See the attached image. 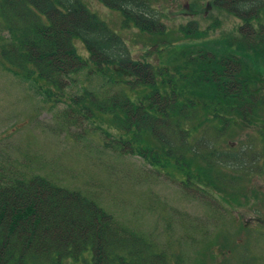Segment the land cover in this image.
Here are the masks:
<instances>
[{"label": "trees", "instance_id": "obj_1", "mask_svg": "<svg viewBox=\"0 0 264 264\" xmlns=\"http://www.w3.org/2000/svg\"><path fill=\"white\" fill-rule=\"evenodd\" d=\"M98 1L121 14L125 29L164 33L160 14L149 0ZM214 5L242 23L239 37L225 41L240 54L238 59L186 47L201 61L189 60L184 69L176 68V75H168L163 65L134 60L119 34L81 0H0V26L8 35L0 59L24 79L44 82L49 98L52 90L63 91L84 69L119 86L122 90L110 97L84 92L74 102L93 124L98 120L114 126L116 134L101 128L113 137L105 148L140 157L156 175L169 176L185 191L204 194L209 189L230 198L227 181L232 177L224 168L241 170L247 150L229 153L220 145L246 128L248 116L259 117L255 112L261 88L256 81H244L243 73L263 56L264 29L257 24V31L254 22L264 0H216ZM77 41L88 59L77 52ZM212 214L208 230L198 236L195 224L187 227L196 243L210 236L218 239L219 234H210L220 214ZM221 247L227 250L229 245ZM181 257L123 227L78 190L39 176L0 180V264H180Z\"/></svg>", "mask_w": 264, "mask_h": 264}, {"label": "rangeland", "instance_id": "obj_2", "mask_svg": "<svg viewBox=\"0 0 264 264\" xmlns=\"http://www.w3.org/2000/svg\"><path fill=\"white\" fill-rule=\"evenodd\" d=\"M81 1L119 34L134 60L146 61L154 67L163 65L168 75H176V68L184 69L189 60L201 61L200 55L187 53L186 47L190 51L207 50L213 56L240 57L225 41L239 37L238 28L242 23L227 9L215 6V0H149L165 26L162 35L142 32L135 27L125 29L119 12L108 9L98 0ZM259 16L254 22L257 30L260 29L257 24H264L261 18L264 9ZM186 29L189 35L181 34L180 30L185 33ZM7 37L0 26V48ZM75 46L79 55L88 59L84 46L78 41ZM260 52L263 55L258 59L260 64L249 63L243 77L246 82H257L263 92L259 98L261 103L264 100L263 45ZM171 65L175 68L169 69ZM15 72L0 59V180L39 176L67 189L78 190L96 200L123 227L153 240L158 249L182 253L180 264H264V194L259 192V186L264 188V158L255 159L253 168H245L247 160L243 170L224 168L230 176L244 178L236 183L242 188L239 208L230 202L226 213H219L226 220L227 233H217L223 224L213 221L212 227H216L210 235L219 234L218 239L210 236L198 244L187 227L195 224L197 236L207 231L210 210H214L207 204L208 199L212 200V195L223 201L222 194L183 192L179 182L163 174L156 175L140 157L121 155L117 150L105 148L104 143H113V137L106 136L101 128L116 134L114 126L98 120L93 124L94 119L79 112L82 107L74 105L84 92L110 97L122 90L119 86L84 69L71 77L73 83L63 91L52 90L54 95L49 98L44 93L48 87L44 82L26 80ZM258 109L260 116H264V109L259 106ZM260 119L246 118L248 123L264 127V118ZM228 140L229 143L220 146L229 153L242 148L250 158L263 150L256 127L238 131ZM254 217L261 218L260 224L252 220ZM246 221L251 222L245 227ZM250 227L252 233L241 230ZM236 228L240 231L233 234ZM223 243L229 245L227 250L221 247Z\"/></svg>", "mask_w": 264, "mask_h": 264}, {"label": "flooded vegetation", "instance_id": "obj_3", "mask_svg": "<svg viewBox=\"0 0 264 264\" xmlns=\"http://www.w3.org/2000/svg\"><path fill=\"white\" fill-rule=\"evenodd\" d=\"M261 118H264V116H261ZM256 119L261 120L260 117H258V118H256ZM262 120H263L262 122H264V119H262ZM257 128H258V130H259V132H260V134H261V137L263 138V139L261 140V142H262V144H263V146H264V127L257 126ZM257 158H259V153H258L256 156H254L253 158H250V159L244 158V159L248 161L247 166L250 165V168H252L253 161H254L255 159H257ZM263 158H264V156L262 157V160H263ZM244 165L246 166V162H245ZM247 166H246V167H247ZM229 177H230V176H229ZM227 182H228V184H227V189L232 188L233 180H232V179H229ZM256 184H257V183H256ZM259 189H260L259 192H262V194H264V188H263V185H262V187L259 186ZM229 194H230V198H227V201H226V204H227L228 206H230V202L234 203V201H233V199H232L231 197H233V198L236 199L237 197H239V196L241 195L240 192H239V193H238V192H236V193H231V192H229ZM245 195H246V194H245ZM240 199H243V197H241ZM208 202L211 203L212 200H211V199H208ZM213 207H214V206H213ZM253 219H255L256 221H261V218H260V217H255V218H253Z\"/></svg>", "mask_w": 264, "mask_h": 264}]
</instances>
